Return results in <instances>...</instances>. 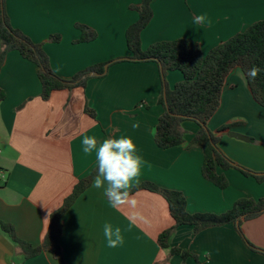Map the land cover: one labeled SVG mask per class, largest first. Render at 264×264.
Returning <instances> with one entry per match:
<instances>
[{
	"label": "crops",
	"instance_id": "0c3cea01",
	"mask_svg": "<svg viewBox=\"0 0 264 264\" xmlns=\"http://www.w3.org/2000/svg\"><path fill=\"white\" fill-rule=\"evenodd\" d=\"M142 0H6L13 26L34 43L44 44L55 74L71 79L98 64L130 56L126 33L140 14L131 6ZM154 16L142 31L143 49L161 41L186 38L198 42L204 54L264 20V0H154ZM205 14L211 20L196 25L193 17ZM83 25L97 34L92 42L77 43ZM61 35L60 43L50 37ZM1 50V42H0ZM38 67L18 51L8 54L0 70V87L6 99L0 102V221L14 226L19 239L42 245L50 217L64 204L75 185L97 167L95 154L85 156L83 135L99 141L107 137L130 136L137 152L150 163L142 168L140 183L151 182L162 189L182 192L191 214H222L241 198L264 197V182L236 169L223 171L229 187L222 190L202 175L201 147L184 145L161 150L154 129L165 109L159 104L164 94L162 69L158 63L119 62L105 75L92 77L87 87L54 92L42 99ZM184 80L179 71H169L170 89ZM94 109L97 118L87 113ZM139 122V128L132 124ZM221 133L219 147L236 164L264 174V108L253 98L240 67L226 80L221 106L210 122L214 134ZM182 129L187 143L200 127L186 121ZM235 132L250 142L234 138ZM137 186L134 185L133 188ZM132 188V189H133ZM136 206L110 207L102 190L91 186L64 216L60 238L66 264H264V253L250 249L235 224L209 228L195 234L190 226L178 228L171 247L197 254L186 261L159 245L160 235L174 225L166 199L159 193L139 191L132 195ZM135 214L131 231H124L125 243L108 248L103 225L111 222L122 230ZM249 242L264 250V214L244 221ZM210 253V255H207ZM0 264H60L47 252L25 260V254L0 229Z\"/></svg>",
	"mask_w": 264,
	"mask_h": 264
},
{
	"label": "trees",
	"instance_id": "16d2710c",
	"mask_svg": "<svg viewBox=\"0 0 264 264\" xmlns=\"http://www.w3.org/2000/svg\"><path fill=\"white\" fill-rule=\"evenodd\" d=\"M142 0L139 6L132 5L131 9L140 14L139 20L130 26L126 33L127 46L130 56L117 58L109 62L98 64L92 68L81 71L71 79H66L55 74L51 67L48 53L44 44L34 43L22 31L16 29L6 11V0H0V70L10 52L18 51L25 59L33 62L38 67V76L42 84V99L48 101L56 91L86 88L90 74L98 72L103 74L105 67L119 62L129 61L134 63L155 62L162 69L164 94L159 99V104L165 109L154 129V140L161 150H168L187 145L188 149L201 147L204 153L202 175L204 179L218 188L225 190L229 187V180L223 171L236 169L247 177H254L259 183L264 182V174L253 172L229 159L220 149L221 133L231 129V125L223 126L218 134L210 130V122L218 112L222 103V94L230 72L240 67L247 78L248 70L256 66L261 72L255 78H247L254 100L264 108V20L250 25L244 32L236 34L228 41L218 45L204 54L198 42L186 38L173 41H161L143 49L141 34L150 24L154 16L152 2ZM82 31V37L77 43L92 42L97 34L86 26L77 25ZM53 43L62 41L61 35L50 37ZM169 71H179L184 80L170 89L166 76ZM6 92L0 87V102L6 99ZM88 114L97 118L94 109L86 108ZM186 121L198 124L200 130L190 143H187L182 129ZM96 175V168L91 174L80 180L73 192L65 199L64 204L53 212L50 217L48 232L42 245L33 246L18 238L13 225L0 221V229L6 233L25 254V260L34 258L43 252L50 253L60 264H66L63 259L60 238L64 228V216L74 205L76 200L92 184ZM139 191H149L161 194L169 205V210L174 225L164 231L159 237V245L163 249H170L172 255L181 256L184 261L189 258L199 262V257L191 251L171 247L170 238L182 226H190L195 234L209 229L235 224L241 237L250 249L264 253L252 245L243 232L244 221L255 219L264 214V197L260 199L241 198L225 213H197L191 214L187 210V199L182 192L162 189L154 183L143 182L130 190V195Z\"/></svg>",
	"mask_w": 264,
	"mask_h": 264
},
{
	"label": "clouds",
	"instance_id": "9594fccd",
	"mask_svg": "<svg viewBox=\"0 0 264 264\" xmlns=\"http://www.w3.org/2000/svg\"><path fill=\"white\" fill-rule=\"evenodd\" d=\"M196 25L207 24L211 26V20L205 14L193 17ZM261 69L253 66L247 72V78L255 80ZM139 122L132 124L133 129L139 128ZM82 151L85 156L95 154L96 175L92 180L91 187L102 190L110 207L119 209L124 205L136 206V201L130 196V190L134 185H139L144 165L151 166L137 152V145L130 136L107 137L102 141L95 136L83 135L81 140ZM129 219V225L123 229L119 225L105 222L103 236L108 248H117L125 243L124 231H131L135 224V214ZM210 255V253H207Z\"/></svg>",
	"mask_w": 264,
	"mask_h": 264
},
{
	"label": "water",
	"instance_id": "95a60500",
	"mask_svg": "<svg viewBox=\"0 0 264 264\" xmlns=\"http://www.w3.org/2000/svg\"><path fill=\"white\" fill-rule=\"evenodd\" d=\"M108 71V66L105 67V72L103 74L101 73H98V72H92L90 74V76H94V77H98V76H102V75H105ZM230 135L234 138H238L240 140H243V141H246V142H250V139L244 135H241V134H238V133H235V132H231Z\"/></svg>",
	"mask_w": 264,
	"mask_h": 264
},
{
	"label": "built area",
	"instance_id": "2783aa9c",
	"mask_svg": "<svg viewBox=\"0 0 264 264\" xmlns=\"http://www.w3.org/2000/svg\"><path fill=\"white\" fill-rule=\"evenodd\" d=\"M2 153V149L0 148V154ZM0 179L1 180H6V175L3 171L0 170Z\"/></svg>",
	"mask_w": 264,
	"mask_h": 264
},
{
	"label": "rangeland",
	"instance_id": "374dc122",
	"mask_svg": "<svg viewBox=\"0 0 264 264\" xmlns=\"http://www.w3.org/2000/svg\"><path fill=\"white\" fill-rule=\"evenodd\" d=\"M147 50V49H146Z\"/></svg>",
	"mask_w": 264,
	"mask_h": 264
}]
</instances>
